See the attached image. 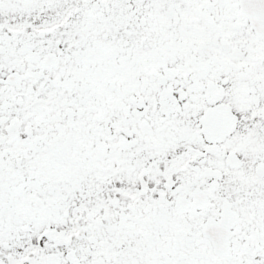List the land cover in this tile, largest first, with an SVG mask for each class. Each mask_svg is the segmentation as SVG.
<instances>
[{"label":"snow or ice","instance_id":"obj_1","mask_svg":"<svg viewBox=\"0 0 264 264\" xmlns=\"http://www.w3.org/2000/svg\"><path fill=\"white\" fill-rule=\"evenodd\" d=\"M0 264H264V0H0Z\"/></svg>","mask_w":264,"mask_h":264}]
</instances>
